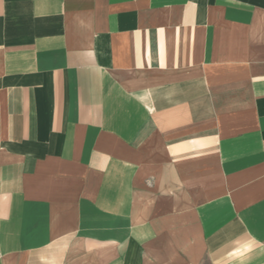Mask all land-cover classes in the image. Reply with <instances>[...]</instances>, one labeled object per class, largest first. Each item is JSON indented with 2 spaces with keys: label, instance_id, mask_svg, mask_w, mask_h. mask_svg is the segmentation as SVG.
<instances>
[{
  "label": "crops",
  "instance_id": "obj_1",
  "mask_svg": "<svg viewBox=\"0 0 264 264\" xmlns=\"http://www.w3.org/2000/svg\"><path fill=\"white\" fill-rule=\"evenodd\" d=\"M0 264H264V0H0Z\"/></svg>",
  "mask_w": 264,
  "mask_h": 264
}]
</instances>
